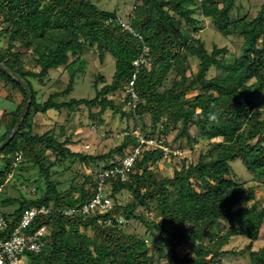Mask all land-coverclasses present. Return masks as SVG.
<instances>
[{
  "label": "trees",
  "instance_id": "trees-1",
  "mask_svg": "<svg viewBox=\"0 0 264 264\" xmlns=\"http://www.w3.org/2000/svg\"><path fill=\"white\" fill-rule=\"evenodd\" d=\"M197 1L136 0L132 14L123 19L117 11L102 9L94 0H0V38L7 37V46L0 48V79L22 94L21 102L9 112L11 119L0 144L18 124L28 100L26 89L30 94L29 107L18 129L0 150L6 162L5 170L0 169V182L11 171L19 152L44 176L46 183L43 190L33 194L35 198L25 197L21 190L19 197H6L1 204L18 202L12 211L3 212L12 219V227L24 210L50 208L49 215L37 217L31 226L37 229L49 222L46 246L31 258L34 264H222L220 257L226 253L223 247L233 237L247 235L249 242L245 247L230 252L246 256L250 264H264V246L253 249L264 224V206L257 203L252 186L245 187L229 178L230 163L240 160L253 177L264 180V118L260 109L264 102V2L257 14L249 18L247 14L232 15L240 0H199L197 7H189ZM197 12L201 19L195 16ZM204 18L210 19L222 36L243 38L232 60L225 58L226 48L214 46L209 52L201 39L183 28H190L195 34ZM15 44L33 50L39 72L24 69ZM91 50L97 52L100 63L106 55L114 60L111 82L97 88L98 76L94 97L63 100L73 91L77 75L84 74L85 56ZM140 57L150 66L141 64L136 68L133 62ZM189 58L198 66L192 74ZM60 67L70 70L66 88L39 102L29 78L41 81L49 71ZM212 69L215 73L208 77ZM132 79L138 101L124 112V104L131 100L127 89ZM120 91L126 93L121 103L108 97ZM193 92L196 94L191 95ZM81 105L89 110L98 108L99 117L108 109L112 114L132 119L144 139H154L163 146L167 145L159 135H166L177 126V138H185L189 144L195 141L191 127L203 139L219 140L200 154L197 163L186 165L183 161L180 169H173L165 177L152 168L165 158V152L148 147L124 179L119 174L105 178L104 194L112 199L111 209L89 216L66 215V211L81 209L93 199L98 173L92 181L85 179L93 186L91 193L84 186L61 192L50 179L59 162L77 158L98 167L104 161V169H111L116 166L110 161L113 152L120 156L122 151L138 145L134 132L124 131L119 147L93 156L70 151V136L60 141L51 132L31 133L35 114L73 110ZM209 112L219 113V123L208 119ZM48 152L55 156L47 164ZM172 156L167 153L163 162L167 165ZM123 191L132 196L125 204H121L120 198ZM139 208L153 210L158 222L137 214ZM115 215L126 222L139 219L144 226L157 231L167 250L166 258L157 261L145 240L127 234ZM228 219L237 226L218 234L220 221ZM168 224L173 227L167 228ZM87 230L91 235L84 232ZM203 240H208L209 245L202 247ZM181 244L191 246L190 254L179 256L177 248Z\"/></svg>",
  "mask_w": 264,
  "mask_h": 264
},
{
  "label": "rangeland",
  "instance_id": "rangeland-1",
  "mask_svg": "<svg viewBox=\"0 0 264 264\" xmlns=\"http://www.w3.org/2000/svg\"><path fill=\"white\" fill-rule=\"evenodd\" d=\"M95 3L102 9L108 11H117L123 19H127L128 16L132 14V9L136 4V0H94ZM199 0L195 4L189 5L191 8L197 7ZM264 0H240L237 3V8L233 11L232 15L234 17L243 16L247 14L249 18L254 17L259 11ZM199 12L195 16L200 18ZM201 19V18H200ZM183 28L191 34V36L199 38L203 41L206 49L210 52L214 46L219 48H226L227 54L225 58L232 60L239 51L240 45L243 43V38L236 35H231L228 37L222 36L218 29L214 26L210 19H202L200 24V30L193 34L190 28ZM2 25L0 23V32ZM7 46V37L0 38V48L4 49ZM15 50L21 54V61L24 64V69L26 71L39 72L40 67L36 63V54L33 50L26 49L15 44ZM97 52L91 50L90 54L86 57V69L84 74L77 75L75 85L73 86V91L68 95L64 96L62 99L68 101L71 98H92L95 95L96 89L94 86L95 80L99 76L97 88H101L104 84L110 83L114 70V60L109 56H105L103 62L100 63ZM190 70L189 74L195 73L198 70L197 62L189 58ZM147 67L150 63L147 62ZM215 70H211L208 77H212ZM70 70L65 67H60L56 70L49 71L48 74L39 80V78H29V81L36 92L37 100L41 103L45 102L47 98L55 93L63 91L69 81ZM196 92L191 93L195 95ZM126 96L125 92H117L109 94L108 97L115 101V103H121L124 101ZM22 100L21 92L14 90L11 85L3 84L0 79V139L3 132L8 126L11 116L10 113L15 106H17ZM131 106L128 103L124 104L123 111L128 112ZM260 109L262 110V118H264V102L261 104ZM99 109L94 108L89 110L86 106L81 105L77 109L73 110H49L45 114H35L31 121V133L42 135L44 133L51 132L58 140L63 141L66 137H71L69 147L70 151L74 153H82L86 155H102L108 152H112L114 149L119 147L123 141L124 131L131 133L137 132V128L132 119H124L120 114H112L110 110H106L104 114L99 117L97 116ZM95 115V117H92ZM146 120L148 117L145 118ZM102 120V123L99 122ZM148 122V120H147ZM97 123V124H96ZM149 123V122H148ZM95 126L97 132L91 128ZM63 127V130H61ZM139 130L142 129V124L138 123ZM180 126L169 130L165 135H159L162 142L167 145L166 152L172 153L171 162L167 165L163 162L165 158L161 159L157 164L153 165L154 171L162 177L170 176L173 169H180L183 165V161L186 165L190 163H197L198 158L201 153H205L209 145L219 139L208 140L201 138L196 129L191 127L190 133L195 137V141L189 144L185 138H177ZM101 132L106 133L105 137L99 136ZM158 137V136H157ZM2 143V142H1ZM89 145L90 150H85L84 145ZM0 152V169L5 170L6 162L3 159L4 154ZM114 156L111 158V162L120 163L122 155L118 156V152H113ZM123 153V151H122ZM144 154V153H143ZM17 164L11 167L10 174L12 176L9 184L6 186L2 198L10 197L14 199L20 196L21 190L25 197L35 198L31 191L35 193L40 192L46 187L45 178L41 176L37 169L27 163L26 159L18 154ZM54 154L48 152L47 154V164L54 160ZM169 159V158H168ZM94 164L87 165L79 162L77 158L64 159L56 165L52 171L54 174L51 175V180L57 185L58 191H66L69 188H77L84 186L85 189L91 193L93 191V186L89 182H85L86 178L94 179L101 169L106 167V163L100 162L98 167H94ZM231 174L229 178L233 179L236 183H241L245 187L252 186L255 190L256 200L260 206H264V183L259 181L257 178L253 177L251 173L243 166L240 160H236L230 163ZM27 180L28 183L24 184ZM16 185V186H14ZM23 187V188H22ZM109 189V185H107ZM111 189V188H110ZM120 198L123 199L121 204H125L131 201L132 196L127 192L123 191L120 194ZM2 205V204H1ZM0 205L2 212H10L16 206L18 202H13L5 205ZM137 214L143 215L150 220H159L158 215L153 211L147 209L139 208ZM116 217L118 215H115ZM118 223L121 228L127 234L135 235L143 238L150 248V252L154 254L155 259L158 261H163L167 256V250L163 247L162 243L159 241L158 232L152 228L144 226V224L139 219H131L129 221L122 220L120 216L117 218ZM237 226V223L232 220H222L216 228L218 234H222L226 230ZM167 228H172L171 224L166 225ZM88 235H91V231H84ZM249 242L247 237L237 238L233 237L230 239L223 250L226 251L220 257L222 264H250L249 259L246 256H234L230 251H239L245 247ZM202 247L209 245L208 240H203L200 242ZM264 246V224L262 225L259 232V239L253 243V249H259ZM191 246L188 244H181L177 248V253L179 256H184L190 254ZM198 254V253H196ZM199 257V256H198ZM33 258L32 254L22 257L23 261H29Z\"/></svg>",
  "mask_w": 264,
  "mask_h": 264
},
{
  "label": "built area",
  "instance_id": "built-area-1",
  "mask_svg": "<svg viewBox=\"0 0 264 264\" xmlns=\"http://www.w3.org/2000/svg\"><path fill=\"white\" fill-rule=\"evenodd\" d=\"M125 28L131 31L129 26ZM141 64H147L146 60L143 57H140L138 60L133 62V65L138 68ZM134 79L130 81L127 92L130 93L131 100L128 102V105L132 108L137 104L138 98L133 89ZM94 132H97V129L93 125L91 127ZM138 137V145L136 147L126 149L123 152L120 163L111 162L113 165H116L111 169H101L98 172L97 179L98 183L95 188L94 197L91 201L84 204L81 209H70L65 212L66 215H74L80 213L84 216H89L94 214L96 211L99 213H104L107 210L111 209L113 206L112 199L104 194L105 188V178L108 176L115 177L120 175L124 179L129 171H131L132 165L137 158H140L144 151L148 147H158L161 148L165 154L166 147L163 146L160 142H156L154 139H144L140 133H134ZM101 137H105L106 133L101 132ZM85 150H90L89 145H84ZM21 155V154H20ZM17 160L12 163L17 164ZM12 176L10 172L7 174L5 179L0 182V205L2 194L4 193L6 186L9 184ZM23 188V187H22ZM35 194V191H31ZM50 206V205H49ZM50 214V208L42 206L40 208H28L22 212L17 224L11 226L12 219L7 218L0 208V264H34L32 260L23 261L22 257L32 254V256H37L46 246V239L49 234V222L40 226L37 229H32V224L35 219L39 216H47Z\"/></svg>",
  "mask_w": 264,
  "mask_h": 264
},
{
  "label": "water",
  "instance_id": "water-1",
  "mask_svg": "<svg viewBox=\"0 0 264 264\" xmlns=\"http://www.w3.org/2000/svg\"><path fill=\"white\" fill-rule=\"evenodd\" d=\"M25 89H26V85H24ZM27 91V97H28V100L24 106V108L22 109L21 111V115L19 117V120H18V124L16 125L15 129L10 133L9 136L6 137V139L0 144V150L3 149L9 142H10V139L12 137V135L16 132V130L18 129L19 127V122L21 121L26 109L29 107V104H30V94H29V91L26 89Z\"/></svg>",
  "mask_w": 264,
  "mask_h": 264
},
{
  "label": "clouds",
  "instance_id": "clouds-1",
  "mask_svg": "<svg viewBox=\"0 0 264 264\" xmlns=\"http://www.w3.org/2000/svg\"><path fill=\"white\" fill-rule=\"evenodd\" d=\"M212 108H215V105H211ZM202 113L203 110H198ZM208 119L212 122L219 123V113L218 112H209Z\"/></svg>",
  "mask_w": 264,
  "mask_h": 264
},
{
  "label": "crops",
  "instance_id": "crops-1",
  "mask_svg": "<svg viewBox=\"0 0 264 264\" xmlns=\"http://www.w3.org/2000/svg\"><path fill=\"white\" fill-rule=\"evenodd\" d=\"M15 108V107H14ZM9 125V124H8Z\"/></svg>",
  "mask_w": 264,
  "mask_h": 264
}]
</instances>
